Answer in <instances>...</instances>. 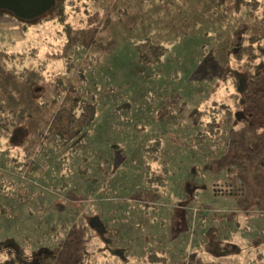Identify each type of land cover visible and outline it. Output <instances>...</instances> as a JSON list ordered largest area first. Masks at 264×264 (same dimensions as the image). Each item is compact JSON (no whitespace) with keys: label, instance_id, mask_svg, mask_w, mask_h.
<instances>
[{"label":"rangeland","instance_id":"obj_1","mask_svg":"<svg viewBox=\"0 0 264 264\" xmlns=\"http://www.w3.org/2000/svg\"><path fill=\"white\" fill-rule=\"evenodd\" d=\"M71 1L66 23L45 15L26 30L19 24L20 42L11 44V36L0 50V107L41 109L0 137V234L9 233L0 245L25 244L26 261L43 264L54 253L47 243L55 238L59 246L63 232H74L69 253L86 250L84 264H157L147 261L151 251L167 256L166 264L193 253L208 264H264V104L249 108L251 126H232L233 145L229 137L213 145L203 132L207 112L234 105L242 63L229 50L244 31L264 44V0L256 8L237 0ZM144 41L164 48L159 61L138 62ZM37 65L39 80L25 82L19 72ZM69 103L90 119L75 123L85 143L62 160L64 147L51 149L58 111ZM156 140L151 164L163 182L145 174L144 146ZM226 180L241 183L243 194H217ZM85 216L99 218L106 240ZM61 224L69 228L60 233ZM225 238L247 249L218 248ZM102 241L111 243L104 255Z\"/></svg>","mask_w":264,"mask_h":264},{"label":"trees","instance_id":"obj_2","mask_svg":"<svg viewBox=\"0 0 264 264\" xmlns=\"http://www.w3.org/2000/svg\"><path fill=\"white\" fill-rule=\"evenodd\" d=\"M70 2H72L70 0ZM69 2L67 0H56L53 6L49 11L44 13L42 16L37 17L33 20H22L19 18H16L12 13L4 10H0V16L8 15L13 18H15L18 23L21 25V27L26 30L27 26L31 24V22L38 21L40 22L43 20L45 15H49L52 17H57V20L64 24L66 23L67 18V8L66 5ZM238 4L242 5H250L251 7L256 8L259 3H256V0H237ZM222 4V3H221ZM249 17H252V13H249ZM69 29V28H68ZM246 31L242 33L241 41L237 44H239L238 48L232 47L229 52L232 53L233 57L236 59V62L242 63V73L238 74L237 78H240L244 81V91L243 94H240L237 92V95L234 97L238 98V101H236V104L234 103L233 107H228L227 105H224L222 103H219L218 106H214V109H212L213 113L207 112L208 117L211 119V121L207 122L204 126L205 135L208 137L209 140H212V142H215L213 145H219L220 143L224 144L226 142V137L228 134H232V126L238 125L240 122H243L245 120H239L236 121L234 118V111L236 109H246L248 110L250 107L255 106V104L260 103L261 105L264 104V61H262V57H264V44L260 35L256 33H251L248 36H245ZM235 38V37H234ZM230 39V43H235L236 39ZM234 39V40H233ZM233 44H230V46ZM136 49L138 51V62L141 64H151L159 61L160 56L163 53V47L158 46L157 44H153L150 41H144L136 45ZM228 51V50H227ZM15 57H20V61L23 60V54L22 53H15L13 54ZM14 57V58H15ZM41 66L37 65L35 67H23L22 70L19 72V75L24 79L25 82H31L35 80H39L41 77ZM233 81V79H232ZM234 82V81H233ZM235 84V82H234ZM59 95H57L58 97ZM56 97V98H57ZM234 97L232 99H234ZM243 101V102H241ZM238 102V104H237ZM61 106L59 112V115L57 116V130L55 131L56 137L53 140L55 144L52 147V152H57L61 147H64V154L63 159H66V157L70 156L72 151H75L78 147H80L81 143H85V129L80 128V125L75 124L77 122H84L86 123L90 116L85 113H80L79 115H76V109L78 108L74 103L67 104L66 107ZM67 111V115H63V111ZM41 111L40 108H31L29 106H22L17 110L11 109V110H5L4 108L0 107V137H7L11 135V132L15 128H20L21 125L27 121L29 118H32L34 114H38ZM249 111V110H248ZM206 115V112H205ZM219 116V117H218ZM245 123H247L245 121ZM253 124V123H252ZM261 124V123H259ZM249 125V124H248ZM207 126V127H206ZM227 126V129L225 130L224 127ZM251 126V125H249ZM67 132L68 135L66 136L64 133ZM64 134V135H63ZM77 134L76 137L73 135ZM242 135V134H241ZM240 135V136H241ZM261 135V133H260ZM229 137V136H228ZM227 137V138H228ZM217 140V141H215ZM229 145H233V139L229 137L228 139ZM43 143V142H42ZM40 141V145L42 144ZM219 143V144H218ZM160 142L154 141V142H148L146 146H144V149L146 152L149 153L150 159L148 161V164H146L145 167V174L148 176V179L153 182H163V178L161 175L157 174L154 175L155 169L152 166V161H157V155H158V148H159ZM45 148L41 147V151H45ZM49 157L54 154L51 152L48 153ZM235 157L236 156H232ZM63 163V161H62ZM228 165H234L235 171L239 172L243 169V165L241 164H235V162L229 161ZM236 165V166H235ZM232 169V167H229ZM78 171V170H77ZM163 173H166V171H163ZM4 174L0 172V189H1V182H3ZM87 179V178H86ZM80 182H84L86 180L81 181V177L79 178ZM2 192V190H1ZM259 205V204H258ZM254 207H259L254 204ZM6 206H3V204H0V210H5ZM66 210V209H64ZM91 217L85 216V221L87 222V225L89 227H94L95 235L99 237L102 240H106L105 238V232H103L101 229H98L97 227H102V223L100 222L98 217H95L94 219ZM94 220V221H93ZM86 222L80 227L83 229L86 228ZM90 223V224H89ZM91 225V226H90ZM69 224H61L58 227V230L62 229H68ZM61 233V232H60ZM71 235H75L74 232H63L62 233V244L59 246L56 245L55 238L52 239L51 242H45L48 245H51L50 247L53 248L54 253L52 256H49L43 260V264H84L86 263L84 256L88 253L86 250H81L80 256L78 258L73 257L72 253H69V246L74 241V239L71 237ZM9 238L8 232H3L0 234V244L2 241ZM24 239H21L23 241ZM103 242V241H102ZM106 243L108 245H106ZM102 244L104 246L100 249L101 253L100 255H104V250H110L111 243L105 241ZM56 251H59V254L57 255ZM118 253V250L116 254ZM191 258H188L186 262L182 261V264H208L204 263V261L200 258V255L195 257L194 253ZM257 255V254H256ZM0 256L4 257V260H0V264H26L27 259V252H26V245L25 244H13V247L6 246L2 247L0 245ZM258 256V255H257ZM185 258V257H184ZM65 259V260H63ZM184 260V259H183ZM147 261L153 262L157 261V264H166L168 261L167 256L164 254L157 253L156 251L149 252L147 256ZM181 261V260H180ZM97 264V263H95ZM179 264V261L176 263Z\"/></svg>","mask_w":264,"mask_h":264},{"label":"flooded vegetation","instance_id":"obj_3","mask_svg":"<svg viewBox=\"0 0 264 264\" xmlns=\"http://www.w3.org/2000/svg\"><path fill=\"white\" fill-rule=\"evenodd\" d=\"M243 85H244V81L241 80L240 78H236L235 79V84H234V89H235L236 92L235 93H231V94L234 95V96L237 95V92H239L240 94H243V91H244ZM236 100H237L236 98L233 99V102L235 104H236ZM241 102H243V101H241ZM248 110L243 109V108L236 109L234 111V118L236 119V121L245 120L247 122V124L252 125L253 122L251 121V119H252L251 112L248 111ZM237 113L239 114L238 116H240V118H237ZM237 182H241V181L239 180ZM242 188L243 187H242L241 183H240L239 186H237V183L233 182L232 180H226V181H224L222 183L219 182V184L217 185V187L215 189V192L217 194L235 196L236 198H238L240 195L243 194V189ZM244 200H245V198H244ZM97 228L101 229L103 232H105V229H104L103 225H102V227L99 226ZM234 234H236V231L229 233V236H231V239H233L232 236ZM228 240H229L228 238H225L224 241L221 244L220 243L217 244V247L218 248L219 247L223 248L224 250H230V251L247 249V246H242V245L240 246V244L238 245V243H235L234 241H228ZM261 244H263V243H261ZM106 245H108V244L106 243ZM254 245L258 246V244H254ZM8 246L12 247L13 243H10V244L8 243ZM4 247H6V246H4ZM217 247L214 248L213 250L217 249ZM207 251L210 252V250L208 248H207ZM201 257L202 256H200V258ZM44 259L42 258L41 263H43ZM29 263H30V261L27 260L26 264H29Z\"/></svg>","mask_w":264,"mask_h":264},{"label":"water","instance_id":"obj_4","mask_svg":"<svg viewBox=\"0 0 264 264\" xmlns=\"http://www.w3.org/2000/svg\"><path fill=\"white\" fill-rule=\"evenodd\" d=\"M56 0H0V10L12 13L22 20H33L49 11ZM237 113V118H240ZM15 134L13 135V138ZM41 251L38 252L40 254ZM36 264V263H32Z\"/></svg>","mask_w":264,"mask_h":264},{"label":"crops","instance_id":"obj_5","mask_svg":"<svg viewBox=\"0 0 264 264\" xmlns=\"http://www.w3.org/2000/svg\"><path fill=\"white\" fill-rule=\"evenodd\" d=\"M20 28L19 23L15 18H9L7 15L0 16V50L9 48V37L12 36L10 40L11 44H15L19 40V37L14 39V36L19 34ZM15 42V43H14Z\"/></svg>","mask_w":264,"mask_h":264}]
</instances>
